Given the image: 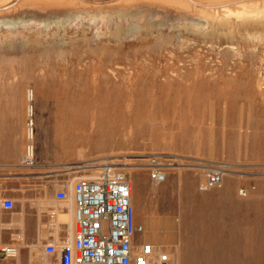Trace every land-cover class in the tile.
<instances>
[{
    "label": "rangeland",
    "instance_id": "374dc122",
    "mask_svg": "<svg viewBox=\"0 0 264 264\" xmlns=\"http://www.w3.org/2000/svg\"><path fill=\"white\" fill-rule=\"evenodd\" d=\"M181 13L0 18V164L27 157L33 106L36 164L113 162L164 264H264V13ZM153 153L170 157L165 182ZM206 162L229 171L202 192ZM42 246L24 264H57Z\"/></svg>",
    "mask_w": 264,
    "mask_h": 264
},
{
    "label": "built area",
    "instance_id": "2783aa9c",
    "mask_svg": "<svg viewBox=\"0 0 264 264\" xmlns=\"http://www.w3.org/2000/svg\"><path fill=\"white\" fill-rule=\"evenodd\" d=\"M264 88V85H262ZM32 94V92H31ZM34 108L29 111L26 163H34ZM166 154L153 153L142 158L153 181L165 182L170 164ZM205 172L199 190L207 192L221 185L229 171L226 163L206 162L196 164ZM76 166V165H75ZM73 166L72 185L75 202V239L63 244L57 264H164L167 252L160 244L146 236V228L136 219L133 203L132 179L113 162L92 163L81 170ZM94 167V168H93ZM96 169L95 173L90 170ZM59 198H67L69 193L59 192ZM10 207L11 202H6ZM46 254H56L57 248L50 243ZM21 247L14 244L0 246V257L15 258Z\"/></svg>",
    "mask_w": 264,
    "mask_h": 264
},
{
    "label": "crops",
    "instance_id": "0c3cea01",
    "mask_svg": "<svg viewBox=\"0 0 264 264\" xmlns=\"http://www.w3.org/2000/svg\"><path fill=\"white\" fill-rule=\"evenodd\" d=\"M36 162L34 158L28 164L25 157L22 162L0 164V243H21L22 250L15 258L0 257V264H24L29 257L24 251L39 243L45 253L46 246L53 243L57 252L50 256L56 259L63 244L75 239L72 185L65 186L72 183L73 171L68 170L75 164ZM36 165L38 169L30 168ZM63 191L69 193L67 198L57 196Z\"/></svg>",
    "mask_w": 264,
    "mask_h": 264
},
{
    "label": "bare ground",
    "instance_id": "6f19581e",
    "mask_svg": "<svg viewBox=\"0 0 264 264\" xmlns=\"http://www.w3.org/2000/svg\"><path fill=\"white\" fill-rule=\"evenodd\" d=\"M79 6L86 8L88 6L94 8L108 6L123 8L124 10H133L145 6L154 12H165V15L174 13L179 16L181 12L186 13V16H190L187 14L218 16L219 13H223L225 14L223 17L228 13H230V16L235 14L238 17H260L264 13V0H0V18L8 15L11 17L12 15L15 16L20 12L26 11V9L32 15L55 16ZM182 13L181 15H184ZM211 18L213 19V16Z\"/></svg>",
    "mask_w": 264,
    "mask_h": 264
}]
</instances>
